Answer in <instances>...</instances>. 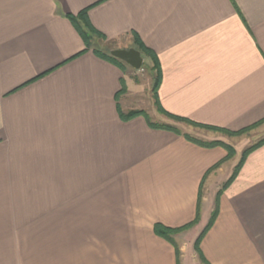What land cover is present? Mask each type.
I'll list each match as a JSON object with an SVG mask.
<instances>
[{"label": "crops", "instance_id": "obj_1", "mask_svg": "<svg viewBox=\"0 0 264 264\" xmlns=\"http://www.w3.org/2000/svg\"><path fill=\"white\" fill-rule=\"evenodd\" d=\"M83 11L156 53L168 113L230 132L264 120V0H0V264H203L216 209L207 263L264 264V145L219 195L241 153L124 121L132 68L86 49L68 18ZM199 210L173 241L155 232Z\"/></svg>", "mask_w": 264, "mask_h": 264}, {"label": "trees", "instance_id": "obj_2", "mask_svg": "<svg viewBox=\"0 0 264 264\" xmlns=\"http://www.w3.org/2000/svg\"><path fill=\"white\" fill-rule=\"evenodd\" d=\"M68 18L71 21V23L73 24V26L75 27V29L77 30V32L79 33V35L81 36L82 40L84 41L87 50H93V52L98 57L112 62L113 64L119 66L122 70H124L127 65L125 63H123L122 61L114 58L111 55V52L113 50L135 48L136 50H138L141 53V55L144 59L145 58L150 59L152 66H149V67H150L151 73H153V85H152L151 92H152L153 98L155 100V106H156V109L159 111V113L164 115L168 119L173 120V121L178 122V123L187 124V125H190L193 127L204 128V129L212 130L215 132L225 133V134H228L231 136L242 135V134L247 133L250 130L256 129L259 126H261L262 124H264V120H263L262 122L252 126L251 128H247V129L242 130L240 132H230V131L224 130V129H219V128H215V127H209V126L197 124V123L192 122L188 119L177 117V116H174V115L168 113L167 111H165L162 108V106L159 102V99H158V91H159V87H160L161 79H162V71H161L159 59L153 50L149 49L145 44H143V42L141 41V39L139 38L138 35L133 34L134 40H133L132 44H130L127 47L119 48L116 44V41H109L106 38V36H104L102 33H100L96 28H94V26L91 24V22L89 20L88 11H83L76 16L75 15H69ZM125 93H126V88L123 84L122 90L117 94V100ZM118 109H119L120 116L124 121H130V120L137 118V117H143L147 121L148 125L153 129L166 130V131H170V132H174L176 134L182 135L179 128L175 125L154 123L153 121H151V119L147 115V113L143 110H130L127 112H123L121 110L120 106L118 107ZM184 137L188 141H190L194 144H197L199 146L205 147V148H209V149L216 148V147L225 148L229 154L227 159H230V157H232V155H234V152H235V150L232 147H230V146H228L222 142H218V141L205 142V141L199 140V139H197L191 135H188V134H184ZM263 145H264V139H262L261 141H259L258 143L251 146L250 148L246 149L243 152L238 165L235 167L231 177L223 185L222 190L227 189L230 186V184L235 180L240 169L242 168L243 164L245 163L248 155L251 152H253L255 149H257ZM222 163L223 162L218 164L216 167L221 166ZM221 192L219 193V195L221 194ZM199 217H200V210H199V213L197 215L196 220L193 223H191V224H189L183 228L168 229V228L163 227L162 225H157L155 227V232L159 236H161L162 238H164L168 241H173V236H175L181 232L188 231L193 226H195L199 222ZM217 218H218V209H216L213 212L208 226L206 227L204 232L200 235V237L198 238V240L196 241V244H195V249H196L197 253L199 254L201 260L203 261V264H209V263H207V261L205 260V258L202 255V252L200 249V243H201L202 238L206 234V232H208V230L212 227V225L215 223Z\"/></svg>", "mask_w": 264, "mask_h": 264}, {"label": "rangeland", "instance_id": "obj_3", "mask_svg": "<svg viewBox=\"0 0 264 264\" xmlns=\"http://www.w3.org/2000/svg\"><path fill=\"white\" fill-rule=\"evenodd\" d=\"M116 44L119 48L127 47V45H129L124 41H118V42H116ZM129 76L132 79L133 85L136 86V89H137L136 91L131 90L130 94L134 97L137 96V98L134 99L135 102L128 101V102L124 103V108L127 111L143 110L147 113V115L150 117L151 121H153L154 123L175 125L179 128L181 133H183V134L185 132L194 133L195 135H192L193 137L197 136L199 138V140H202L205 142H207V141L205 139L201 138L200 137L201 135L214 136L215 137L214 141L222 142V143L234 148L235 151L238 150L241 153V156H242L243 152L248 147L255 145L256 143H258L259 141L264 139V124H262L261 126H259L256 129L250 130L247 133H244L242 135L231 136V135H228L225 133L215 132V131L204 129V128L193 127V126H190L187 124H182V123H178V122H175L173 120H170L167 117H165L164 115L160 114L159 111L156 109L155 100H154L152 92H151V86L153 85V73H151L150 67L146 63H144L142 69L139 71L131 69ZM126 93H127V90H126ZM134 97H132V99ZM214 141H210V142H214ZM225 151L227 152V155H228V151L226 149H225ZM221 166H223V164ZM221 166H219V167H221ZM219 167L215 166V168L212 169L208 173V175H210L213 172H216L219 169ZM232 174H233V171H232L231 175ZM207 179H208V177L205 179V182ZM223 185L220 186V192L223 189ZM204 186L205 185H203L201 188L202 189L201 190V196H202L203 192H206V190L210 189V187L207 188L206 186L205 187ZM183 233H185V232H181L177 235H180Z\"/></svg>", "mask_w": 264, "mask_h": 264}, {"label": "water", "instance_id": "obj_4", "mask_svg": "<svg viewBox=\"0 0 264 264\" xmlns=\"http://www.w3.org/2000/svg\"><path fill=\"white\" fill-rule=\"evenodd\" d=\"M111 55L137 71L141 70L144 64V58L135 48L113 50Z\"/></svg>", "mask_w": 264, "mask_h": 264}]
</instances>
